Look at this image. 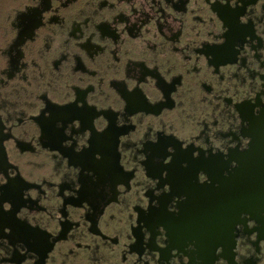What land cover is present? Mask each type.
<instances>
[{"label":"flooded vegetation","instance_id":"af4514ba","mask_svg":"<svg viewBox=\"0 0 264 264\" xmlns=\"http://www.w3.org/2000/svg\"><path fill=\"white\" fill-rule=\"evenodd\" d=\"M150 1L0 0V264H102V245L133 264H264L218 176L264 103V0H214L235 31L202 38ZM214 49L231 65L196 55ZM194 53V87L144 91L143 72L175 77Z\"/></svg>","mask_w":264,"mask_h":264},{"label":"water","instance_id":"95a60500","mask_svg":"<svg viewBox=\"0 0 264 264\" xmlns=\"http://www.w3.org/2000/svg\"><path fill=\"white\" fill-rule=\"evenodd\" d=\"M215 1L187 0L189 10H182L174 2L171 1L169 3L167 0H151L149 4L150 8L155 10L157 3L158 5L161 2L166 3L168 5L166 10L174 18L176 16L181 17L183 23L182 30L185 33V37H191L195 35V31H198L195 36L202 38L207 33V30L211 28L219 32L226 30L227 32L235 31V26L227 24L221 11L215 7ZM199 4L201 5L203 16L202 20L196 21L193 14L196 11L200 13V11L199 9H193H196ZM237 5H240V3L235 4V8ZM226 35H224L225 38ZM196 55L209 59V62L211 63L212 61L214 65L216 63L219 66L231 65V63L226 61L214 62L210 60V56L214 57L215 60L216 58H221V50L217 51L214 49L210 53L198 52ZM194 56L195 53L192 57H188L186 59L187 61L183 60L184 63L177 65L178 75L175 77L170 75V71H160L158 69L159 67L143 72L141 84L143 85L144 91L153 95L161 94L162 98L166 96L172 99L171 94L176 93L179 89L194 87L196 77L192 75L189 69L193 59L197 60V57L194 58ZM176 78L180 80H176ZM142 91V87L138 82L132 90L128 89V94L139 95L148 101L146 94ZM161 105H163V102ZM170 116L174 117V114L171 113ZM245 135L249 138L247 148L238 151L236 154H230L228 157V168L230 164L235 163L231 171L228 172V176H224L222 172H219V183L221 185L219 192L223 194L220 198L224 200L223 205H225L226 201L227 207L233 209L234 216H238L240 213L248 215V219L255 224V230L264 237V103L260 107L259 114L254 115L251 119ZM69 204L73 213L82 218L81 212L84 210L83 204H76L74 202H70ZM78 231L81 232L80 229ZM82 233L86 234V230L84 229ZM221 245L223 244L219 243L217 248H223ZM99 249L101 250L102 264H133V259L128 261L119 260L116 251L106 245H102ZM79 257L80 259L83 257L81 253Z\"/></svg>","mask_w":264,"mask_h":264},{"label":"snow or ice","instance_id":"6c2138e0","mask_svg":"<svg viewBox=\"0 0 264 264\" xmlns=\"http://www.w3.org/2000/svg\"><path fill=\"white\" fill-rule=\"evenodd\" d=\"M165 155L166 156H169V160H165L164 162H165V164H168L169 163V161H170V159H171V156L169 155V152H166L165 153ZM97 159L99 160L100 158L99 157H97Z\"/></svg>","mask_w":264,"mask_h":264},{"label":"bare ground","instance_id":"6f19581e","mask_svg":"<svg viewBox=\"0 0 264 264\" xmlns=\"http://www.w3.org/2000/svg\"><path fill=\"white\" fill-rule=\"evenodd\" d=\"M103 31V30H102ZM98 50V49H97ZM157 104V103H156ZM46 129V128H45ZM105 136V135H104ZM53 143V142H52ZM6 223V222H5ZM1 224V223H0ZM3 224V223H2ZM14 229V228H13ZM11 231V230H10ZM11 233V232H10ZM16 233V232H15ZM16 239V238H15ZM18 239V238H17ZM14 243V242H13ZM34 247V246H33Z\"/></svg>","mask_w":264,"mask_h":264}]
</instances>
